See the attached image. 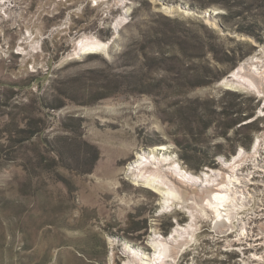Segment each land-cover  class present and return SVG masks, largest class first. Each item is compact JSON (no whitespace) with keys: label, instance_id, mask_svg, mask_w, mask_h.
I'll use <instances>...</instances> for the list:
<instances>
[{"label":"rangeland","instance_id":"374dc122","mask_svg":"<svg viewBox=\"0 0 264 264\" xmlns=\"http://www.w3.org/2000/svg\"><path fill=\"white\" fill-rule=\"evenodd\" d=\"M234 1L244 11L241 24L261 40L237 32L238 19L227 22L219 15L222 7L203 8L200 0H0V264H151L152 237L167 239L191 221L193 239L176 236L183 250L161 264H264L259 181L234 226L219 228L210 208L179 199L164 205L160 193L136 180L139 169L130 168L143 155L152 162L147 170L160 161L166 172L176 163L203 175L225 169L241 148L252 156L256 138L264 155V94L240 81L227 83L235 67L218 81L168 98L102 97L124 70L123 50L136 49L144 33H156L166 22L178 40L194 34L218 48L244 50L237 66L258 55L264 73V0ZM179 3L190 11L167 7ZM208 8L216 10L213 20L194 12ZM100 31L111 35L102 38ZM85 36L107 46L77 53ZM238 40L247 43L237 47ZM202 61L214 62L208 53ZM225 106L249 114L225 131ZM251 156L241 171L252 169Z\"/></svg>","mask_w":264,"mask_h":264},{"label":"trees","instance_id":"16d2710c","mask_svg":"<svg viewBox=\"0 0 264 264\" xmlns=\"http://www.w3.org/2000/svg\"><path fill=\"white\" fill-rule=\"evenodd\" d=\"M200 1L203 2L200 7L203 8L208 5L222 7L224 12L219 15L223 20L227 22L235 20L236 22L238 19L237 27H235L237 32L261 40L250 27L241 24L244 11L236 7L235 4L237 3L235 2L237 1L234 3H230L231 0ZM166 19L172 21L169 18ZM171 26L170 22H166L156 33H144L136 49L123 50L121 56L127 58L126 63L123 64L124 70L115 74L116 79L110 80L108 86L110 91L102 97H108L119 92L134 95L146 94L154 97L164 95L166 98L175 96L218 81L223 74H227L229 70L237 67L238 61L246 54L244 50L218 48V44L214 41H205L200 35L186 34L185 39L178 40L175 36V28H170ZM201 28L208 37L216 38L214 29L205 24H201ZM97 34L102 38H109L111 35L109 31L104 33L100 31ZM246 43L245 40H238L236 46L242 47ZM175 44L179 45V50L174 49ZM207 53L211 54V58L214 60L211 66L202 61ZM156 70L160 71L159 75H157ZM120 85L121 91L117 89L120 88ZM58 92L63 97L70 95L66 89H60ZM226 93L231 94L234 98L239 97L238 94L229 90ZM46 98L44 94L37 96L38 101L42 103L46 102ZM211 102L214 103V100ZM231 105L237 106L236 104ZM49 106L59 108L61 104ZM227 107L225 106L220 112L225 118L222 123L225 131L227 128L233 127L243 116L249 114L241 115L242 111L239 108L229 112ZM232 114H235L237 118H232ZM131 228L129 227L128 230Z\"/></svg>","mask_w":264,"mask_h":264},{"label":"bare ground","instance_id":"6f19581e","mask_svg":"<svg viewBox=\"0 0 264 264\" xmlns=\"http://www.w3.org/2000/svg\"><path fill=\"white\" fill-rule=\"evenodd\" d=\"M106 46V42L100 41L95 37L90 38L87 36L80 38L76 43L78 49L77 53H94L101 49H105ZM249 58L250 60H247L246 62L243 61L236 67L232 72L233 78L225 79V81L227 83L240 81L238 84H247L248 87L250 86L259 95H262L264 94V73L258 66L259 62H262V60L256 54ZM247 64L252 66L250 67L252 72L249 75L244 73ZM259 141V138H256L253 147L256 146L257 148L255 147L256 152H252V156L241 148L239 153L235 155L230 162L226 163L225 169H212L211 172H203V175H193L176 163L171 165L169 171L166 172L162 170L160 161L154 163L153 168L147 170L145 164L152 162L151 159L146 158L143 155H141V158H137V165L130 168L139 169L136 173V180H141L144 182V186L152 187L160 193L164 205L168 206L176 199H179L180 202H186L190 207L194 205L197 207L200 206L204 211H206L205 208H210L215 213V227H232L233 222L239 217L238 213L240 209H244L245 205L249 204L255 195V190L253 188L256 187V183L259 181L264 185V177H260L256 180L257 182L254 178V180L251 181L253 171L249 170L243 172L239 167V165L244 160H247V157L249 156H251V160H255V157L258 154L257 149ZM251 163L254 164L253 161ZM255 165L258 166L257 164ZM192 211L193 210H190V214L194 219V211ZM193 227L194 224L191 221L184 226L175 227L170 237L167 239H162L159 236L152 237L155 253L153 258L151 257L150 259L149 257L151 264H161V262L166 263L168 260L175 259L184 247L183 243L177 242L179 239L177 237L190 235L193 239ZM174 239L175 242L172 241Z\"/></svg>","mask_w":264,"mask_h":264},{"label":"water","instance_id":"95a60500","mask_svg":"<svg viewBox=\"0 0 264 264\" xmlns=\"http://www.w3.org/2000/svg\"><path fill=\"white\" fill-rule=\"evenodd\" d=\"M165 5H167V4H165ZM167 6L173 8V9L178 8L179 10H182L183 12H184V11H190V9H189L186 5H183V4H181V3H179L178 5H175V6H173V4H168ZM163 7H164V6H163ZM215 11H216V10H214V9H212V8H208V9H205V10H194V12H195L196 14H198V15H200V16H203V17L205 16V17L208 18V20H213V19H214L213 16H212V14H213ZM247 60H248V59H245L244 61H247ZM226 78L231 79V78H233V76H232V74L229 72V73L227 74ZM223 83H224V81H220V84H223Z\"/></svg>","mask_w":264,"mask_h":264},{"label":"built area","instance_id":"2783aa9c","mask_svg":"<svg viewBox=\"0 0 264 264\" xmlns=\"http://www.w3.org/2000/svg\"><path fill=\"white\" fill-rule=\"evenodd\" d=\"M95 4H96V2H95ZM253 162H254L253 165L255 168L252 166V169H250V170L253 171L252 179L254 178L256 181L260 177H264V155L263 154L261 155V153L258 152V154L255 157V160H253ZM255 164H257L258 166H256Z\"/></svg>","mask_w":264,"mask_h":264}]
</instances>
